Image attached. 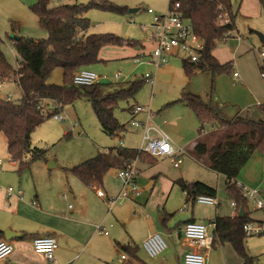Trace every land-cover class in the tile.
Instances as JSON below:
<instances>
[{"label": "trees", "instance_id": "trees-1", "mask_svg": "<svg viewBox=\"0 0 264 264\" xmlns=\"http://www.w3.org/2000/svg\"><path fill=\"white\" fill-rule=\"evenodd\" d=\"M56 0H37L31 6V12L37 17L39 27L48 33L47 39L14 37L15 52L19 68L15 71L6 60L0 47V77L17 78L22 91L18 101H8L0 95V133L7 139L8 154L11 162H18V174L32 169L36 162L46 161V151L32 146V134L46 120L62 113L66 107L86 100L92 106L102 128L111 137L127 130L115 116L120 102L134 98L144 81L126 83H98L92 86L74 84V76L85 68L93 67L104 61L100 52L105 47H139V42L124 40L113 34H85L91 28L87 14L91 9L109 12L124 10L109 2L93 1L88 5H60L51 7ZM180 3V12L190 21L194 32L205 41V49L200 60L184 64L186 75L194 76L195 70L212 73L214 76L230 75L234 63L222 64L214 56L220 42L227 40L235 31V16L230 0H171ZM264 11V0H259ZM228 17L224 24L221 17ZM84 34V35H83ZM60 68L63 71V86L48 84L52 72ZM264 73V65L260 67ZM179 102L184 103L197 116L200 134L208 127L216 128L212 133L214 141L209 144L205 139L195 145L192 155L204 160L214 172L226 179L227 191L235 198L240 214L241 207L248 201L242 192L232 184L242 168L255 153L264 155V121L248 117L229 119L223 108L194 94L185 93ZM264 109V108H263ZM223 128V129H222ZM29 157V158H28ZM139 159L140 162L155 163L156 159L146 153L127 148L110 149L94 158L67 169L84 185L96 190L104 184V178L112 169L126 168ZM186 193L188 200L198 196L216 197L217 190L203 182H177ZM220 217L216 220L214 244L230 243L243 264H260L257 257L249 254L247 238L243 226L251 222L248 215ZM2 237V232H0ZM124 250L136 259L138 249L124 247Z\"/></svg>", "mask_w": 264, "mask_h": 264}, {"label": "crops", "instance_id": "crops-1", "mask_svg": "<svg viewBox=\"0 0 264 264\" xmlns=\"http://www.w3.org/2000/svg\"><path fill=\"white\" fill-rule=\"evenodd\" d=\"M89 31L85 34H89ZM149 35L145 40L139 42L142 46L141 48L131 46L105 47L100 52V59L104 61L103 63L111 61V59L113 61L133 60L132 63H129L130 70L127 73L124 74L119 72L122 78L123 75L125 76L124 82H128L135 77L134 81H139V79H141L144 83H147L143 78L148 71H152L150 73L157 72L158 81V72L161 69L157 71L156 69L154 70L153 66L151 67L146 63L138 64L135 62L137 58L143 56L146 60L151 58V52L154 45L149 40ZM238 42L240 43L242 41H239L238 39L237 42L233 43L234 57H237V62L234 63V60H230L234 63L233 73L227 75L226 78L219 76L213 80L212 92H214V88L216 86V96L213 95L214 97L212 96L204 102H211L218 105L220 108H223L225 116L229 119H234L240 116L248 117L253 120L264 121L261 116H258L259 114L257 115V113L254 112L257 108L264 113V88H262L261 85L262 82L260 79V73L258 68L253 65L250 58L238 59L239 55L247 56V52L243 50L242 44H239ZM180 55L183 56V63H181V61L179 62V60H174L166 71L173 75V71L177 70L178 67H181L184 75L186 76L187 85L181 88V92L179 94L180 96L174 98V100H169L170 102L161 103L165 109L160 112L159 116L152 117V122L167 133L172 139L174 145L177 148L182 149L186 156H189L193 161L203 162V164L211 170L206 165L204 160L193 157L192 152L197 142L202 139H205L209 142V144H211L214 141L212 133L216 131V128L210 131L206 130V132L200 134V123L197 116L184 103L179 102V100L185 93L194 94L202 98V96L192 90V88L187 90V88H189L188 86H190L196 78L203 76L204 74L208 73L212 76V78L216 76L212 73L198 69L195 70L194 76L189 78L184 69L186 61L184 55L179 54L171 57L175 58ZM214 56L218 59L215 55V51ZM132 64H134V66ZM129 65L127 64V67H129ZM120 67L122 68V66ZM142 67H149L150 69L147 70L146 74L142 75V77H139L137 76V72ZM18 68L19 62L17 69ZM87 69L93 71L92 67ZM234 73H238L239 76L235 78ZM101 77L106 79L105 76ZM103 81H101V83ZM6 95L7 94L2 97H5ZM227 104L237 106L241 110L235 115L230 114L227 110H225L227 109ZM62 114L64 116L63 118L67 119L68 112H65L64 110ZM130 116V121L134 118L139 120L145 119L144 114L136 116L134 113H130ZM115 148H107L104 152H109L110 149ZM125 148L138 150L129 147ZM158 160H173V167L175 169H180V165L182 164L181 163L179 167H175L174 158L172 157L156 159L155 163L139 161L138 168L140 172L137 183L140 187L141 193L134 201L126 202L132 206H134L135 203H138V209L134 206L136 211L139 210L146 212L150 208L149 201L154 196H159L162 200L166 201L178 192V190H181V193H179L181 196L180 199H182V201L186 204L184 208L179 210V212L182 213V220L178 222L179 224L174 222L173 224H175V228H173V230H168L167 233L163 232V235L168 239H178L180 244L177 245H181L183 250L180 251L177 248V252L175 251L173 259L168 260V258H165L154 261L153 264H183V259L186 253L198 250L196 247H193L181 234V230L187 223L196 222L212 225L216 224L217 218H233L238 216L239 212L236 207L231 205L232 203H236V200L227 191L226 179L224 176L211 170V172L217 176V182H214L216 187H211L217 190V196L214 198L217 199L218 204H201L195 200H188L186 193L177 183L178 181H183V178H180L179 176L171 178L161 177L160 173L156 174L151 171L152 167L157 165ZM11 163L12 167L15 168V172L18 174L17 170L19 163L16 161ZM46 168L47 167H40V177H43L39 180L33 179V185L29 183V185L24 184L18 187V191H22L24 194L23 200H19L16 197L8 198L7 189L0 188V232H2L0 240H5L4 232L7 230L23 234V237L12 241L14 247L13 254L6 261L0 262V264H149L139 257L140 247L136 245V243H143L151 234H161L162 231L157 226L151 225L148 220H145V230L138 237H134L131 233H129L126 240H123L122 234L117 229L115 230V228L111 234L107 225H110L111 228L114 227L112 221H110V216L114 212V209L118 206L110 212L107 205H105V202L96 194L97 189H102L108 197H116L119 194L121 190V182L119 183V188L113 189V183L110 180L113 176L111 173H117L119 169L110 170L104 178L105 183L103 186L94 190L84 185L72 173L67 171V169H72L74 167H64L63 171L66 175H61V177L57 180L51 179L52 177L50 176L49 178H45ZM27 173L28 172H25L22 175L18 174V177L21 179ZM116 173L114 174L116 175ZM5 175L2 163L0 166V182ZM236 180L249 189L260 191L262 197L264 198V155L255 153L249 162L242 168ZM207 183L212 185V182ZM23 188L26 192H24ZM198 206L209 207L210 210L204 213ZM105 207L106 210H108L106 212L104 209ZM245 214L248 215L251 222H262L264 220V213L258 211L254 207H251L250 202H248L245 207ZM166 216L167 217L162 221L165 226H167V223L171 218L169 217L170 215ZM99 226H101L102 229L108 233V235L98 231L97 228ZM214 230L215 229L213 227H210V232L213 236ZM37 237H54L57 240L58 249L56 250L55 261L53 263H49L42 254L35 252L32 241ZM127 246L138 249L136 259H134L133 255L124 250V247ZM250 247L252 248L253 245H250ZM251 248H248L247 246L249 254L253 257H257L260 264H264V257H262V255L253 254L251 252ZM120 249L127 254V260L123 263L119 262V259L122 256L119 254ZM207 264H243V260L230 243H216L209 253Z\"/></svg>", "mask_w": 264, "mask_h": 264}, {"label": "rangeland", "instance_id": "rangeland-1", "mask_svg": "<svg viewBox=\"0 0 264 264\" xmlns=\"http://www.w3.org/2000/svg\"><path fill=\"white\" fill-rule=\"evenodd\" d=\"M93 1L109 2L122 8L124 11L109 12L91 9L87 14L91 20L89 34H113L132 42H141L148 37L150 33L149 27L152 25L154 18L153 15L148 13L149 9H152L156 15H165L170 7V0H56L52 3L51 7L75 4L88 5ZM36 2L37 0H0V47L15 71L17 70L19 61L12 38L27 37L37 40L48 38V33L39 27L37 17L30 10L31 6ZM230 2L235 16L236 30L233 32L232 37L218 44L215 55L221 63H226L230 60H234V63L237 62V57H234L233 43L241 38L242 42L238 43L242 44L243 50L247 52V56L239 55L238 59L250 58L252 60L253 65L258 68L262 82L261 85L264 88V79L260 71V67L264 65V57L262 56V53L264 54V43L260 41L259 36L256 34L258 32L264 36V11L260 6L259 0H230ZM131 10H137V12L130 13ZM144 27L145 30H143ZM174 60H179V62L183 63V56L170 57L168 65L160 68L161 70L158 72L159 80L153 91L151 85L143 83L134 98L120 102L114 113L121 124L127 125V130L116 137L108 136L102 132L100 122L92 106L86 100H79L74 106L66 107L65 112H68V117L67 119L64 118V122L56 121L54 117L46 120L44 124L34 131L31 138L34 148L46 151V161L36 162L32 166V170L28 171L21 179L15 172V168L12 167L8 154L7 139L3 134H0V161L3 163V172L6 174L0 182V188H13L15 191H18V187L21 185H29V183L33 185L35 179L39 180L43 177H40V167H47L45 178H49L50 176L52 177L51 179L57 180L61 175H66L63 171L64 167L79 166L94 158L100 152L103 153L105 149L120 147L122 143L124 147L139 149L141 145V132L131 126L130 113L133 114L134 109L138 106H149L153 112L152 117H157L165 109L161 103L170 102L169 100H174V98L180 96V90L183 86L187 85V79L181 67L174 70L173 75L166 71ZM132 61H113L111 59V61L106 63L93 66L92 70L98 75L106 77L102 82L104 84H111L112 82L126 83L124 82V75L118 81L114 77L119 72L127 73L130 70L129 63H132ZM127 64L129 67H127ZM132 65L134 66V64ZM149 69V67L140 68L137 76L142 77ZM219 76L227 77V75H218L212 78L207 73L196 78L188 86L187 90L192 88V90L202 96L204 101H207L213 95L216 96V86L214 92H212V81ZM134 80L135 77L128 82ZM139 81L142 80L139 79ZM48 84L63 86V71L60 68L52 72L48 79ZM8 92L13 95V101H18L22 98L20 87L14 83L5 85L0 95L4 96ZM226 107L227 109L225 110L233 115L241 110L237 106L228 104ZM254 112L257 115L259 114L258 116H261L264 120V113L261 110L256 108ZM60 115L64 117L62 113ZM76 124L77 126H75ZM207 130H212V127H208ZM181 160L180 169L173 167V160H158L157 165L153 166L151 171L156 174L160 173L161 177L171 178L179 176L188 183L201 181L208 184L207 182H212V185H208L216 187L214 183L217 182L216 174H213L203 162L193 161L186 154H183ZM51 163L55 164V167L51 168ZM114 173L116 172L111 173L113 176L111 177L110 175V180L113 183V189H117L120 186V180L116 176L117 173L116 175ZM23 190L26 192L24 188ZM179 193H181V190H178L166 201L162 200L159 196H154L149 201L150 208L146 212L136 211L139 207L138 203L134 204L135 209L134 206L125 202L122 206L115 208L111 214L110 221H112L114 227L111 228L110 225H107L109 232L112 234L113 229H117L122 234L123 240H126L129 233L134 237H138L145 230V220H148L151 225L157 226L162 231V235L163 232L167 233L168 230H173L175 228V224L173 223L176 222L177 224L182 220V213L179 210L186 205L180 199ZM250 206L255 208L252 202H250ZM198 207L204 213L210 210L209 207ZM104 209L105 212L108 211L106 207ZM166 215H170L169 217H171L167 226L162 222L167 217ZM162 237L166 241L168 248L161 256L151 259L143 249V243H136L140 247L139 257L147 263L153 264L154 261L165 258H168V260L173 259L177 248L180 251L183 250L181 245H177L180 244L178 239H168L164 235ZM250 245H253V247L251 248ZM247 246L251 248L253 254L264 257V234L248 237ZM119 254L120 256H127L121 249L119 250Z\"/></svg>", "mask_w": 264, "mask_h": 264}, {"label": "built area", "instance_id": "built-area-1", "mask_svg": "<svg viewBox=\"0 0 264 264\" xmlns=\"http://www.w3.org/2000/svg\"><path fill=\"white\" fill-rule=\"evenodd\" d=\"M171 1V0H170ZM148 13L153 15V23L150 25L149 40L154 45L149 60L143 57L137 58L136 63H146L153 66L157 71L165 65H168L169 58L183 54L185 59L190 63H196L200 60L201 53L205 49V41L198 36L193 29L190 21L183 17L180 12V3H170L169 10L165 15H156L152 9ZM224 24L228 17H221ZM145 30V27L143 28ZM232 37V33L230 34ZM241 41V38H239ZM264 57V54L262 53ZM238 73H234V77H238ZM121 74L115 76L116 81L120 80ZM264 79V73L262 74ZM105 78L99 76L97 73L85 68L79 71L74 76V84L78 86H92L101 83ZM154 89L157 82V72L147 73L143 78ZM14 83L19 86L18 77L2 78L0 77V93L5 85ZM8 101H13V95L8 93L5 97ZM134 115H145L144 120L133 119L131 126L141 131V145L138 149L139 153H146L155 159H162L166 157L174 158V166L179 167L182 163L181 157L185 152L177 148L172 139L167 133L152 122V111L150 107L138 106L133 111ZM61 114V113H60ZM55 115L56 121L63 122L65 119L60 115ZM77 126V124L75 125ZM119 148H125L122 143ZM139 159L130 163L126 168L117 171V178L121 182V190L116 197H108L102 189H97L96 194L107 205L111 212L115 207L122 206L126 201H134L141 193L140 187L137 183L139 176L138 168ZM2 162L0 161V166ZM234 184L247 199L252 202L255 209L264 213V198L258 190H252L245 187L237 180H233ZM7 197H16L23 200L24 194L22 191H15L13 188L7 189ZM196 202L206 205H217L218 201L214 197L198 196ZM236 207L235 203L231 204ZM71 208V206H70ZM210 227L215 229L216 224L206 225L202 223L189 222L181 230L182 236L198 250L188 252L185 254L183 264H207L209 253L214 244V236L210 232ZM98 231L108 235L107 232L99 226ZM243 231L246 237L264 234V220L262 222H249L243 226ZM35 252L42 254L46 261L53 263L55 261V253L58 249V242L54 237H37L32 241ZM168 248L166 241L159 233L151 234L144 242L143 249L150 258H157L161 256ZM14 252L12 242L0 240V262L6 261ZM127 260L125 255L119 259L120 263Z\"/></svg>", "mask_w": 264, "mask_h": 264}, {"label": "water", "instance_id": "water-1", "mask_svg": "<svg viewBox=\"0 0 264 264\" xmlns=\"http://www.w3.org/2000/svg\"><path fill=\"white\" fill-rule=\"evenodd\" d=\"M136 12H137V10H131L130 11V13H136ZM256 34L259 36L260 41L262 43H264V36L262 34L258 33V32H256ZM50 167L51 168L55 167V164L51 163ZM239 217L240 218H244L245 217V208H244V206L241 207V209H240ZM21 237H23V234L17 233V232L11 231V230H7V231L4 232V239L6 241H8V242H12V241H14V240H16L18 238H21Z\"/></svg>", "mask_w": 264, "mask_h": 264}]
</instances>
